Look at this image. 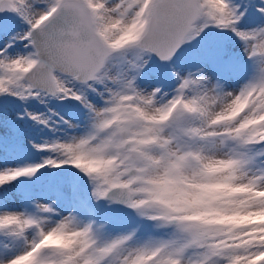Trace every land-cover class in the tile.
<instances>
[{
    "label": "snow or ice",
    "instance_id": "6c2138e0",
    "mask_svg": "<svg viewBox=\"0 0 264 264\" xmlns=\"http://www.w3.org/2000/svg\"><path fill=\"white\" fill-rule=\"evenodd\" d=\"M0 264H264V0H0Z\"/></svg>",
    "mask_w": 264,
    "mask_h": 264
}]
</instances>
